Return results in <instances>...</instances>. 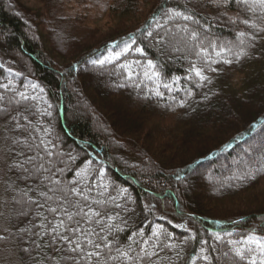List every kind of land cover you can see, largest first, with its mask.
I'll list each match as a JSON object with an SVG mask.
<instances>
[{
	"label": "trees",
	"instance_id": "16d2710c",
	"mask_svg": "<svg viewBox=\"0 0 264 264\" xmlns=\"http://www.w3.org/2000/svg\"><path fill=\"white\" fill-rule=\"evenodd\" d=\"M91 7L96 26L67 33L0 0V204L17 264H259L245 241H264V33L249 37L264 14L241 0ZM57 187L78 190L69 211L101 213L77 217L90 237L59 229L79 253L39 195Z\"/></svg>",
	"mask_w": 264,
	"mask_h": 264
},
{
	"label": "snow or ice",
	"instance_id": "6c2138e0",
	"mask_svg": "<svg viewBox=\"0 0 264 264\" xmlns=\"http://www.w3.org/2000/svg\"><path fill=\"white\" fill-rule=\"evenodd\" d=\"M228 2H229V0H213V3L217 7H226ZM241 2L248 8L249 11L255 12L256 10H259L261 12V14H264V0H241ZM168 15H169V18L180 17L181 13L180 12H171L170 11ZM183 18L187 20V19H190L191 17L184 16ZM232 22H235V21H232ZM250 27L255 29L253 35L251 37H249V39L252 40V41H254L260 33H264V28H256L255 25H250ZM149 35H151V33H149ZM240 35L244 36V33H241ZM243 43H244V41L242 40L241 44H243ZM126 50L127 49H125V51ZM137 51H140V50L137 49ZM217 54L219 55V53H217ZM243 55H247V53L243 49H241L238 53H236V59L239 60L240 57L243 56ZM118 58L119 57L117 56V59ZM214 62L215 61H213V63ZM100 63L103 64L104 61H100ZM224 63L228 64V63H231V61L225 60ZM151 67H152V65H151V63H149V68H151ZM211 70L215 71V69H211ZM193 71L195 72V75L197 77H199L201 82H204V81H206L208 79L207 77H205L202 74V72L200 70H197V69L194 68ZM33 87H35V85H33ZM157 95H159V93H157ZM21 96L24 99H27V97L24 96L23 93H21ZM49 155H50V153H49ZM16 167H22V165L18 164V165H16ZM35 170L37 172H41L42 170L43 171H47L48 169H45L44 165L41 164L38 167H36ZM25 171H27V169H25ZM77 175L79 176V175H81V173H77ZM51 183L59 186L61 182L58 181V180H52ZM48 192H52L53 195H48V193L43 192V191H41L39 193V195L41 197H44L47 200H54L55 201L56 206L55 207L49 206L48 207V211L51 212V213H54V214L58 213V212H61V213H63L64 217H66V220L68 221V223H65V220L61 219L58 224H55V225L52 226V232H53L54 236L60 237L61 239H67L68 242L70 243V245H72L71 250L73 252H77V253L81 252L82 251V245H81L79 239H77L75 242H73V241L70 240V238L65 237L64 234L59 231V229H65L66 231H71L73 235H76V234L79 233V234H82V235L90 237L93 233L92 232H86L84 229H82L80 227L81 219H78L77 217H81V214H83L82 215V219L87 221V220H91L92 217H94V216H100L101 213L98 212V211H94L91 208H89L87 212H84L83 208L80 207L78 201L71 203V207L76 208L77 211H75V212L69 211V208L67 206L70 203L68 198H67L68 195H69V192L73 196L79 195L78 190L75 189V188L68 189L67 191L64 188H60V187H57L56 189L49 188ZM57 193H59V194H57ZM83 199L86 201L87 197L84 196ZM29 203L33 204V205H35L37 207H44L43 204H40L37 201L31 200V198H29ZM108 219L111 220V217H109ZM73 222L75 223V227H72V223ZM217 239H219V237H217ZM86 243L90 244V245H93L96 248H99V245L94 244L93 241L90 238L87 239ZM245 243L246 244H255L256 248L259 250L260 256L264 257V241L258 240L255 237V235H250L248 237V239L245 241ZM104 246L105 247H110V245H108L107 243H105ZM201 251H203V250H201ZM243 251H244L243 249H236L235 250V255L237 257H239L240 259H244ZM249 251H251V250H249ZM86 256L89 259L91 257H93V256H97V258H98L99 253L87 252ZM121 256L127 258V253L126 252H122ZM201 258L205 259V260L207 259L206 256H201ZM77 264H79L78 261H77ZM193 264H195V259H193ZM249 264H257L256 258L252 257L249 260ZM259 264H264V258L260 259Z\"/></svg>",
	"mask_w": 264,
	"mask_h": 264
},
{
	"label": "rangeland",
	"instance_id": "374dc122",
	"mask_svg": "<svg viewBox=\"0 0 264 264\" xmlns=\"http://www.w3.org/2000/svg\"><path fill=\"white\" fill-rule=\"evenodd\" d=\"M24 7L23 12L28 16H37L43 18L47 22H52L57 25L60 30L64 32L77 33L84 31L86 28L95 27V22L100 18V11L95 10L91 6L95 4L96 0H86L81 3L79 0H16ZM20 7V6H18ZM90 13L85 16L82 13L86 10ZM80 18V19H79ZM46 22V23H47ZM45 23V24H46ZM2 62V61H1ZM5 164V157L0 151V180L3 175ZM204 174L199 173L196 176L201 177ZM228 174H224V181L227 179ZM0 198H2V186L0 184ZM5 209L0 204V246L4 251L5 263L17 264L14 252L6 245V216ZM2 256V255H1Z\"/></svg>",
	"mask_w": 264,
	"mask_h": 264
}]
</instances>
